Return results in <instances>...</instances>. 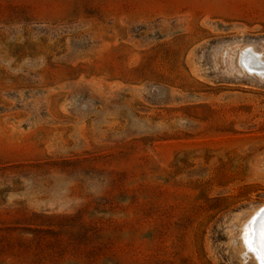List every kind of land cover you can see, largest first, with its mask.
<instances>
[{"label":"rangeland","instance_id":"1","mask_svg":"<svg viewBox=\"0 0 264 264\" xmlns=\"http://www.w3.org/2000/svg\"><path fill=\"white\" fill-rule=\"evenodd\" d=\"M264 0H0V264H259Z\"/></svg>","mask_w":264,"mask_h":264},{"label":"water","instance_id":"2","mask_svg":"<svg viewBox=\"0 0 264 264\" xmlns=\"http://www.w3.org/2000/svg\"><path fill=\"white\" fill-rule=\"evenodd\" d=\"M246 236L248 250L252 251L259 264H264V206L259 208L248 221Z\"/></svg>","mask_w":264,"mask_h":264}]
</instances>
